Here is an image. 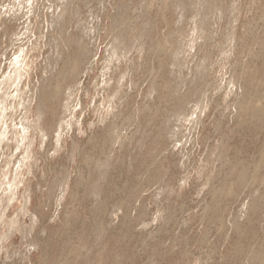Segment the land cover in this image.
Returning <instances> with one entry per match:
<instances>
[{"label": "rangeland", "instance_id": "rangeland-1", "mask_svg": "<svg viewBox=\"0 0 264 264\" xmlns=\"http://www.w3.org/2000/svg\"><path fill=\"white\" fill-rule=\"evenodd\" d=\"M262 114L264 0H0V264H264Z\"/></svg>", "mask_w": 264, "mask_h": 264}, {"label": "bare ground", "instance_id": "bare-ground-1", "mask_svg": "<svg viewBox=\"0 0 264 264\" xmlns=\"http://www.w3.org/2000/svg\"><path fill=\"white\" fill-rule=\"evenodd\" d=\"M254 106H255V105H254ZM254 106L252 105L253 108L256 107V106H255V107H254ZM260 112H262V110H260ZM262 113H263V112H262ZM253 114H255V112H254ZM241 115H242V114H241ZM262 115H264V114H262ZM261 120H262V119H261ZM258 121H259V120H258ZM258 123H259V122H258ZM262 152H264V151H262Z\"/></svg>", "mask_w": 264, "mask_h": 264}]
</instances>
